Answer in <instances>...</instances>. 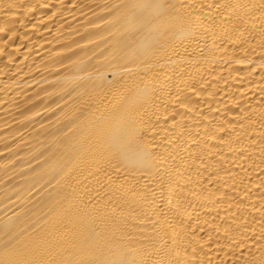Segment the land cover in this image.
<instances>
[{"label": "bare ground", "instance_id": "6f19581e", "mask_svg": "<svg viewBox=\"0 0 264 264\" xmlns=\"http://www.w3.org/2000/svg\"><path fill=\"white\" fill-rule=\"evenodd\" d=\"M0 264H264V0H0Z\"/></svg>", "mask_w": 264, "mask_h": 264}]
</instances>
